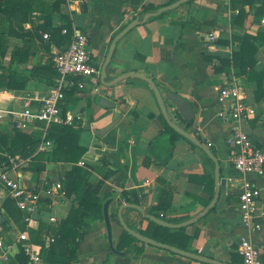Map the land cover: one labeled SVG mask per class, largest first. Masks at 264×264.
Returning a JSON list of instances; mask_svg holds the SVG:
<instances>
[{"label": "crops", "instance_id": "obj_1", "mask_svg": "<svg viewBox=\"0 0 264 264\" xmlns=\"http://www.w3.org/2000/svg\"><path fill=\"white\" fill-rule=\"evenodd\" d=\"M42 1L51 7L57 0ZM174 1L177 0H63L57 15L33 13L29 23L24 25V29L32 35L9 37L8 40L10 49L11 45L14 47L8 61H12L16 53L22 54L23 61L17 58L12 69L16 70L18 81L24 84L20 89L9 90V72L6 76H3L5 71L2 72L3 90L0 93L4 103L11 108L24 98H32L38 105V99L45 97L53 86L55 70L52 60L66 44L62 40L58 44L46 40L44 34L49 32L35 33L40 27L52 28L68 20L72 23V30L87 33L95 65L102 72L114 38L133 19L141 20L144 8L158 9ZM263 3L264 0H258L252 6H246L247 14L241 23L237 20L240 9L237 0L188 2L169 11L163 18L148 20L130 31L118 43L106 70L107 81L131 73L151 78L165 100L171 120L201 138L204 145L214 151L221 166L220 198L211 212L186 227V234L191 238V252L226 264H243L239 252L242 238H249L264 257V176L250 178L261 189L257 210L260 211L262 226L261 230L251 232L241 218L242 178L230 162L234 152L231 143L233 124L223 122L218 115L222 110L230 111L233 105L219 102L218 89L229 83L244 86L254 115L243 128L262 148L264 100L255 99V84L245 76H238L233 66L222 72H217L216 68L218 58L232 59L237 52L239 38L264 32V16L258 15ZM2 10L5 13V6ZM4 17L9 22L8 33L10 20L6 14ZM257 69L263 70L264 62H259ZM95 86L94 80L81 79L69 91L64 107L73 112L75 118L72 124L60 125L73 126L79 133L80 146L88 150L77 165L86 173L84 190L98 184L106 173L113 174L106 180L99 195L103 219L89 215L88 210L80 207L82 191L67 198L64 189H56L57 182L64 187L67 173L76 165L52 158L55 149L53 140H50L52 147L45 150L39 147L33 156L39 153L46 155L39 162V167L44 168L40 172L21 171L35 159L14 157L19 167L12 171L13 178H17L23 187L38 193L44 203L32 215L30 224L21 221L22 231H28L32 243L42 249L41 264H204L142 242H135L134 249L117 251L124 232L119 211L123 204H127L122 201L123 192H135L140 202L137 206L143 208L146 214L159 203L163 191L168 192L172 207L162 214L171 220L188 221L198 217L215 197V163L211 158L213 163L210 162L201 148L185 139L175 144L172 155L167 152L168 136L161 118L162 111L146 81L130 77L113 87L101 83L98 93L94 91ZM172 93L180 95L191 105L193 119L187 120L167 98ZM102 98L107 100L106 106L100 104ZM119 118L118 124L104 136L97 134ZM15 131L11 119H3L0 141L2 137L11 141ZM20 131L42 143L48 134L40 128ZM10 167H13L12 164ZM161 180L169 185L168 188L165 189ZM5 199L1 193V208ZM107 202H111V239L104 217ZM73 208H80L85 221L80 229L75 257L71 259L67 244L54 247L56 243L46 245L44 241L51 234L57 237L56 241L60 239V225ZM2 211L5 213L3 208ZM123 218L137 232L149 227L148 219L139 210L126 208ZM0 219L3 226L9 222L5 217ZM50 251L52 255H49Z\"/></svg>", "mask_w": 264, "mask_h": 264}, {"label": "built area", "instance_id": "obj_2", "mask_svg": "<svg viewBox=\"0 0 264 264\" xmlns=\"http://www.w3.org/2000/svg\"><path fill=\"white\" fill-rule=\"evenodd\" d=\"M62 34L69 39V44L58 51L53 57L55 76L53 86L49 93L38 99L24 98L18 105L9 107L0 93V125L2 120L11 119L15 130L41 129L47 134L55 124H72L75 115L70 110H65L67 93L74 89L81 79H92L96 86L94 91L100 92L101 72L95 65V59L89 48L90 39L87 33L64 28ZM50 40L49 34H44ZM214 38V37H212ZM219 102L223 105L232 104V109L222 110L218 115L226 123L232 122L233 132L231 143L234 148L230 156L236 173L242 178L240 194V210L243 225L251 232L261 230L257 201L261 197V189L250 179L264 176V148L259 147L251 136L244 130L243 125L254 115L253 108L247 102V94L240 83H229L218 89ZM46 138V136H45ZM52 141H44L41 150L52 147ZM10 166H0V185L4 188L5 196L12 198L17 208L23 214V222L30 224L32 215L38 209L40 196L31 191L13 178L12 171H16L14 158H10ZM56 189H63L62 184L56 183ZM14 230L6 232L0 219V264H41L42 249L35 246L28 231H20L16 240L10 235ZM53 234L46 238V245L56 242ZM239 252L243 257V264H264V257L258 247L249 239L242 238L239 243Z\"/></svg>", "mask_w": 264, "mask_h": 264}, {"label": "trees", "instance_id": "obj_3", "mask_svg": "<svg viewBox=\"0 0 264 264\" xmlns=\"http://www.w3.org/2000/svg\"><path fill=\"white\" fill-rule=\"evenodd\" d=\"M3 2V6H5V14L7 19L10 20V28L7 34H4L0 31V54L5 50L7 39L9 37H25L32 35V32H28L24 29V25L29 23V19L33 13H49L59 14L61 10V5L63 0H57L49 7L42 0H0ZM258 0H237V5L240 7L239 15L237 20L243 23L246 17V6H252ZM176 2V1H174ZM171 2L166 6L174 3ZM191 3V2H189ZM165 7V6H162ZM161 7V8H162ZM160 8L155 9L153 7H146L140 14V18L142 19L144 15L148 13H153L158 11ZM168 12L162 13L157 17H152L149 19L157 20L163 18ZM259 16H264V3L261 5L259 12ZM137 19V18H135ZM133 19V20H135ZM132 20V21H133ZM64 28H68L72 31V23L68 20H63V23L59 26L46 28L40 27L35 33L49 32L50 41H53L55 44H58L60 40L64 41V44H69V39L66 37V40L62 36V30ZM264 46V32H258L256 35L246 34L244 37L238 39V48L237 52L233 54L232 59H222L218 58L219 65L217 66V72H222L226 68L234 67L237 69L238 76H245L248 80L255 84V99L257 101L264 100V69L258 70L257 66L259 65V52L261 48ZM17 58L23 61L22 54L16 53L14 54L12 61H15ZM28 58V55H27ZM0 69L8 71L7 67L0 62ZM15 71H10L7 75L8 82L7 88L9 90H16L23 87L24 83L18 81L19 79L15 75ZM1 77V76H0ZM69 93V92H68ZM67 93V94H68ZM151 117H154L151 115ZM165 126V134L168 136V148L167 152L172 155L175 144L180 139H186L178 132H176L173 128L165 120L163 114L161 115ZM191 126V124H188ZM199 138V137H198ZM53 140L55 143V149L52 154V158L56 161H63L65 163H70L76 165L73 170L67 173L65 177L64 183V192L67 198H71L74 194H79L81 191L83 192L80 197V207L89 211V215L103 219V208L100 204V193L101 190L109 178L113 175L112 173H106L104 178L96 185H90L87 190H84V185L86 184L87 177L86 173H84V169L77 166L78 163L82 160L84 155L87 153V148L80 146L79 144V133L74 129L73 126L68 125H53L46 136L45 141ZM199 140L205 144V142L199 138ZM193 144L191 141H189ZM41 140H34L30 135L21 132L20 130L15 131L11 141L7 137H2L0 141V166H10V158H14L20 156L23 159L33 158L34 154L37 152L38 148L41 145ZM195 146V144H193ZM212 150V149H211ZM214 153V151L212 150ZM43 153H39L33 159L38 158L39 155ZM215 154V153H214ZM210 162L213 161L209 158ZM35 171L40 172L41 169L39 166L31 168ZM161 183L165 186V189L168 188V184L161 180ZM123 200L127 204L139 205V198L135 192H123ZM163 191L160 197L159 203L150 208L147 214L160 218L162 220L168 221L170 223L179 224L184 222L185 220H171L167 218L162 213L168 212L172 207L171 197ZM3 210L7 213L11 220H15L16 222H21L23 220L22 212L17 208L15 201L7 197L3 204ZM84 215H81L80 208H73L67 219L63 220L60 225L59 235L60 239L56 241L57 244L65 243L69 246V253L71 255V259L75 257L76 253V244L80 235V229L85 221ZM149 221V227L140 232L144 236L152 238L158 242L168 244L179 249L185 251H191L189 249V245L191 242V238L186 234V227L173 229L161 226L153 221ZM23 222V221H22ZM24 229V228H22ZM139 242L136 238L130 235L128 232L124 230L123 235L121 237L120 243L117 246V251L122 252L126 248L134 249V243ZM49 255H52V252H49ZM25 259L23 257L20 258V264L25 263ZM243 263V259H242ZM51 264H69V263H52ZM233 264H236L233 262Z\"/></svg>", "mask_w": 264, "mask_h": 264}, {"label": "water", "instance_id": "obj_4", "mask_svg": "<svg viewBox=\"0 0 264 264\" xmlns=\"http://www.w3.org/2000/svg\"><path fill=\"white\" fill-rule=\"evenodd\" d=\"M193 0H177L176 2L162 7L160 8L158 11L153 12V13H148L146 15H144V17L140 20V19H135L134 21L130 22L113 40L110 49H109V53L108 56L106 58L105 64L103 65L102 68V72H101V83L106 86V87H113L114 85H116L117 83L130 78V77H134V78H139L142 79L144 81H146L149 85L150 88L153 90V92L155 93V96L157 98L158 104L161 108L162 114L165 118V120L167 121V123L170 125L171 128H173L176 132H178L180 135H182L183 137H185L186 139H188L189 141H191L193 144H195L196 146H198L199 148H201L208 156L209 158H211L214 163H215V184H216V194L214 199L212 200V202L208 205V207L196 218L190 219L188 221L179 223V224H174V223H170L168 221L162 220L160 218H157L155 216H152L150 214H146V212L144 211L143 208H141L140 206L137 205H133V204H123L120 207V211H119V220L121 225L123 226L124 230L126 232H128L130 235H132L134 238H136L139 242H142L144 244H149L151 246L172 252L174 254L177 255H181L183 257L204 263V264H226L224 262L209 258L205 255H201V254H197L191 251H185L182 249H179L177 247L168 245V244H164L161 242H158L152 238H149L147 236H144L143 234H141L140 232H137L133 229H131L127 223L125 222L124 218H123V210L126 208H132V209H136L139 210L148 220L153 221L161 226L164 227H168V228H173V229H179V228H184V227H188L196 222H198L202 217L206 216L209 212H211L214 207L216 206L219 198H220V192H221V188H220V182H221V166L219 163V160L217 159V157L213 154L212 150L210 149V147H208L207 145H204L198 137H196L195 135L191 134L189 131H187L186 129L182 128L181 126H179L177 123H175L174 121L171 120L166 104H165V100L158 88V86L156 85V83L149 77L141 75V74H136V73H131V74H125L123 76H119L117 78H115L112 81H107V67L109 66L116 47L118 45V43L120 42V40H122L130 31H132L135 27L144 24L145 22H147L150 18L152 17H157L159 15H161L162 13L165 12H169V11H173L176 10L177 8H179L180 6L191 2ZM167 98L173 102L179 109V112L187 119V120H191L194 118L193 115V111L191 108V105L185 102V99L183 97H181L178 94H168ZM104 102V103H103ZM107 103V100L105 99H101V105L102 106H106L105 104ZM113 105V104H112ZM121 120V118H119L118 120H116L113 124H111L110 126H108L107 128H104L102 130H100L99 132H97V134L99 136H104L107 132H109L111 129H113L118 122ZM111 202H107L104 206V217H105V221H106V225L108 228V232H109V237L111 239V222H110V216H109V205Z\"/></svg>", "mask_w": 264, "mask_h": 264}, {"label": "rangeland", "instance_id": "obj_5", "mask_svg": "<svg viewBox=\"0 0 264 264\" xmlns=\"http://www.w3.org/2000/svg\"><path fill=\"white\" fill-rule=\"evenodd\" d=\"M2 8H3V2L2 1H0V31L2 32V31H4L5 33L4 34H6L7 33V31H8V24H9V22L5 19V13H4V11L2 10ZM8 40H9V38L7 39V43H6V48H5V50L0 54V62L2 63V64H4L6 67H7V69H8V71H5V70H2V69H0V76H1V74H2V72H4L5 71V73H4V75L3 76H6V74H8V72H10V71H12L13 69H12V65H14L15 64V62L14 61H8L9 59H8V57H9V55H10V51L11 50H13V46L11 45V49H10V45L8 44ZM259 62H264V46L261 48V50H260V52H259ZM13 71H16V70H13ZM2 76L0 77V90H3V88L1 87V85H2ZM46 155L45 154H41V155H39L38 156V158L37 159H35L34 160V162L33 163H31V164H29L28 165V167H25V168H23L21 171H23V172H26V171H32V172H34L33 171V169H31V168H34V167H36V166H40V164H39V162L45 157ZM22 168V167H21ZM4 188L0 185V194L2 193L4 196H5V192H4V190H3ZM6 197V196H5ZM57 198V197H56ZM1 201V200H0ZM2 202H3V200H2ZM44 205V203H42V201H39V203H38V206H39V208L41 207L42 208V206ZM0 217H5V218H7V219H9V222H8V224L7 225H5L4 226V228L6 229V232H10L11 230H14V232H15V234H11L10 235V237H11V239L13 240H16V238L18 237V233L20 232V231H22V225H21V222H16L15 220H11L8 216H7V213L5 212H3L2 211V208H1V203H0ZM22 223H24V222H22ZM57 240V239H56ZM54 243H56V242H54ZM54 243H52V244H54ZM44 244H46L45 243V241H44ZM56 245H58L57 243L55 244V246L54 247H56Z\"/></svg>", "mask_w": 264, "mask_h": 264}]
</instances>
